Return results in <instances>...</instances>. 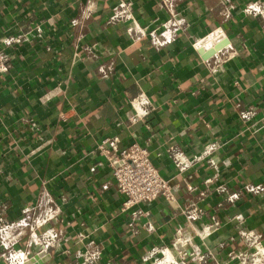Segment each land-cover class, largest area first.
I'll use <instances>...</instances> for the list:
<instances>
[{"label": "crops", "instance_id": "1", "mask_svg": "<svg viewBox=\"0 0 264 264\" xmlns=\"http://www.w3.org/2000/svg\"><path fill=\"white\" fill-rule=\"evenodd\" d=\"M122 1L128 0H0V52L9 64L0 76V215L18 221L47 188L54 199L67 200L65 221L40 231L54 227L65 236L48 249L44 264H76L80 231L102 248L98 264H143L152 249L172 245L177 228L187 224L184 212L197 206L205 214L196 224L220 219L202 247L214 258L206 264H232L230 253L248 250L242 228L260 233L264 245V196L244 190L264 186V19L242 12L255 0H231L227 21L220 0H180L186 25L176 40L156 48L149 38L135 43L126 23H110ZM131 1L142 26L168 19L158 0ZM217 28L231 44L204 60L195 45ZM17 36L20 43L7 44ZM102 64L105 77L98 72ZM140 92L156 107L148 120L153 131L128 120L129 102ZM247 109L256 112L249 122L241 118ZM105 138H118L120 148L136 140L148 146L159 172L181 188L177 202L159 199L122 211L98 152ZM210 142L220 144L214 156L219 172L206 161L178 171L177 153L193 159ZM217 173L210 189L239 193L235 202L209 189L200 195ZM17 225L2 239L18 237L24 247L29 231ZM8 247L0 246V254ZM0 264H7L1 255Z\"/></svg>", "mask_w": 264, "mask_h": 264}, {"label": "built area", "instance_id": "2", "mask_svg": "<svg viewBox=\"0 0 264 264\" xmlns=\"http://www.w3.org/2000/svg\"><path fill=\"white\" fill-rule=\"evenodd\" d=\"M158 1L168 14V19L164 22H159L152 27L142 26L134 15L133 2L128 0L122 1L113 9L110 23H126V33L135 43L143 38H149L156 48L164 47L177 39L178 33L185 27L187 21L178 10L180 0ZM219 4L225 8V12H220V14L227 21L231 16V11L235 8V4L231 0H220ZM210 11L216 13L217 9L212 8ZM242 12L245 15L261 16L264 19V1L248 2L242 7ZM21 38L22 36H17L6 41L7 44H18L21 42ZM227 48L221 52L226 51ZM235 54L236 52H232L229 56L227 54L222 57L220 63L213 67V72H218L221 64L232 59ZM8 70V58L0 52V76ZM98 72L103 77L107 76V65L102 64ZM129 105V122L134 125L142 122L148 131H153L148 120L156 107L150 97L145 92H140L131 99ZM255 115L254 109H247L242 113L241 118L245 122H249ZM119 143L118 138H105L98 145V152L105 157L111 170V176L116 182L117 191L122 197V211H138L143 205H149L159 199L175 204L181 188L175 183V180L168 179L159 172L153 162L149 147L141 144L138 140L123 148L119 147ZM219 148L218 142H210L193 159H187L184 154L179 152L174 156V163L180 173H184L194 164L202 161H206L219 172L218 165L221 161L214 158ZM222 162L224 165L230 163L229 160ZM217 177L218 173L205 180V191L200 194L202 198L206 196L209 189L210 193L224 195L230 202L239 199V193L230 194L225 186L210 189ZM188 189L194 190V187L189 186ZM244 190L248 193L264 196V186L262 185L247 184ZM66 200L64 195L60 197V200L54 199L50 191L44 188L36 203L29 210L27 209L24 216L18 221L11 222L0 215V246L5 247L10 244V247L7 248L8 254H0L7 260V264H25L40 253H47L49 248L59 246V241L65 239L61 231L54 227L45 229L42 234L40 231L52 222L63 223L65 221L62 205ZM184 214L187 216V224L177 228L172 245L152 249L142 257L143 264H206L214 259L209 255L207 256L202 247L206 246L207 240L219 230V217L214 216L209 224L203 222L196 224L205 214V211L197 206L186 210ZM237 219L243 221L242 216H238ZM18 223H23L22 227L29 231V239L24 247L18 246V237L12 238L9 242H4L2 239L15 226L19 227ZM239 234L248 250L230 253L229 259L232 264L236 260L245 262L252 256L264 257L263 236L260 233L244 227ZM77 243L81 248L76 253V264H98L102 256V248L88 231L77 233Z\"/></svg>", "mask_w": 264, "mask_h": 264}, {"label": "water", "instance_id": "3", "mask_svg": "<svg viewBox=\"0 0 264 264\" xmlns=\"http://www.w3.org/2000/svg\"><path fill=\"white\" fill-rule=\"evenodd\" d=\"M231 44L223 28H217L196 43L195 47L204 60H210ZM46 252H42L25 264H44Z\"/></svg>", "mask_w": 264, "mask_h": 264}, {"label": "rangeland", "instance_id": "4", "mask_svg": "<svg viewBox=\"0 0 264 264\" xmlns=\"http://www.w3.org/2000/svg\"><path fill=\"white\" fill-rule=\"evenodd\" d=\"M233 264H264V257L262 256H252L250 259H247L245 262L242 260H236Z\"/></svg>", "mask_w": 264, "mask_h": 264}]
</instances>
